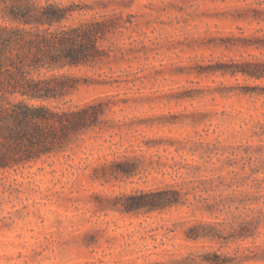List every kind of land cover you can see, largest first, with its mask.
I'll use <instances>...</instances> for the list:
<instances>
[{
    "label": "rangeland",
    "instance_id": "rangeland-1",
    "mask_svg": "<svg viewBox=\"0 0 264 264\" xmlns=\"http://www.w3.org/2000/svg\"><path fill=\"white\" fill-rule=\"evenodd\" d=\"M96 1L125 26L101 43L106 59L73 70L94 83L50 103L100 99L104 112L56 151L0 169V264H264V227L238 237L243 209L230 202L252 184L240 183L248 166H264V77L219 70L264 58V0ZM183 182L185 205L121 210L124 195ZM199 221L215 240L186 237Z\"/></svg>",
    "mask_w": 264,
    "mask_h": 264
},
{
    "label": "trees",
    "instance_id": "trees-1",
    "mask_svg": "<svg viewBox=\"0 0 264 264\" xmlns=\"http://www.w3.org/2000/svg\"><path fill=\"white\" fill-rule=\"evenodd\" d=\"M107 6L96 0L91 3L80 0H0V169L56 151L71 137L100 122L105 107L100 99L67 107L50 102L61 101L80 85L94 83L73 70L93 67L106 59L109 53L101 43L125 26L121 12L95 11L98 8L106 10ZM91 11L93 13L89 16L82 14ZM253 44L244 43L246 46ZM256 44L264 47V40ZM219 70L223 74L260 79L264 77V58L231 59ZM252 157L262 159L257 155L248 159ZM245 166L243 163L241 170ZM248 168L247 174L240 175L243 178L240 183L245 184V180L251 177L252 184L230 201L237 210L242 206L244 216H233L239 219L240 226L246 228L237 233L243 238L255 236L256 229L264 227V177H253L264 170V166L255 164ZM230 172L234 173L230 179L237 181L239 171L232 169ZM207 181L200 179L201 184ZM184 184H166L124 195L121 210L150 212L185 205L190 191L184 189ZM196 188L198 186L191 187L192 190ZM231 203L228 202L227 207ZM208 206L213 213L219 203L212 202ZM209 225V222H197L185 231L186 237L215 240L216 231ZM261 245L264 246V242L258 246ZM207 260L213 264L221 263L218 257Z\"/></svg>",
    "mask_w": 264,
    "mask_h": 264
}]
</instances>
